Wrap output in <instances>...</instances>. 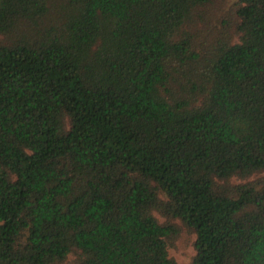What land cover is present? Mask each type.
Here are the masks:
<instances>
[{
  "label": "trees",
  "instance_id": "obj_1",
  "mask_svg": "<svg viewBox=\"0 0 264 264\" xmlns=\"http://www.w3.org/2000/svg\"><path fill=\"white\" fill-rule=\"evenodd\" d=\"M182 229L264 264V0H0V264H177Z\"/></svg>",
  "mask_w": 264,
  "mask_h": 264
},
{
  "label": "rangeland",
  "instance_id": "obj_2",
  "mask_svg": "<svg viewBox=\"0 0 264 264\" xmlns=\"http://www.w3.org/2000/svg\"><path fill=\"white\" fill-rule=\"evenodd\" d=\"M238 1V0H232ZM238 180V179H235ZM159 221L163 218L159 214H155ZM194 235L188 232L186 229H182L179 236L168 245V255L177 264H189L195 250L193 248Z\"/></svg>",
  "mask_w": 264,
  "mask_h": 264
}]
</instances>
